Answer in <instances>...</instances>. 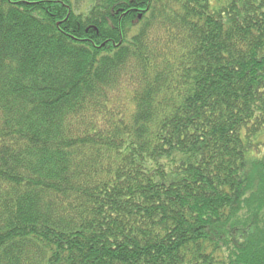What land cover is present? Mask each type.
Instances as JSON below:
<instances>
[{
	"label": "trees",
	"instance_id": "1",
	"mask_svg": "<svg viewBox=\"0 0 264 264\" xmlns=\"http://www.w3.org/2000/svg\"><path fill=\"white\" fill-rule=\"evenodd\" d=\"M0 264H264V0H0Z\"/></svg>",
	"mask_w": 264,
	"mask_h": 264
}]
</instances>
